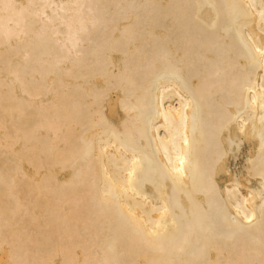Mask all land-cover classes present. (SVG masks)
Returning a JSON list of instances; mask_svg holds the SVG:
<instances>
[{
  "label": "bare ground",
  "instance_id": "6f19581e",
  "mask_svg": "<svg viewBox=\"0 0 264 264\" xmlns=\"http://www.w3.org/2000/svg\"><path fill=\"white\" fill-rule=\"evenodd\" d=\"M0 264H264V0H0Z\"/></svg>",
  "mask_w": 264,
  "mask_h": 264
}]
</instances>
